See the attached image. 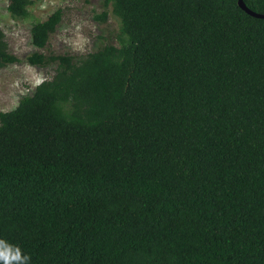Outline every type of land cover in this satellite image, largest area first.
<instances>
[{"label": "trees", "instance_id": "16d2710c", "mask_svg": "<svg viewBox=\"0 0 264 264\" xmlns=\"http://www.w3.org/2000/svg\"><path fill=\"white\" fill-rule=\"evenodd\" d=\"M264 15V0H244ZM32 0H8L28 19ZM117 45L0 111V252L24 264H264V20L238 0H103ZM57 10L30 29L47 47ZM0 29V69L18 63ZM3 264V261H0ZM11 264H20L12 261Z\"/></svg>", "mask_w": 264, "mask_h": 264}, {"label": "rangeland", "instance_id": "374dc122", "mask_svg": "<svg viewBox=\"0 0 264 264\" xmlns=\"http://www.w3.org/2000/svg\"><path fill=\"white\" fill-rule=\"evenodd\" d=\"M103 0H32L30 17L18 20L7 11L8 0H0V29L9 52L19 62L0 69V111L14 109L19 101L33 94L35 88L55 74L56 66H32L27 58L34 52L45 55L84 56L104 45H117L119 21L108 9L105 22L94 19L103 12ZM57 10L62 12L60 24L51 34L47 47L38 50L31 44L30 29L34 22L44 21Z\"/></svg>", "mask_w": 264, "mask_h": 264}, {"label": "clouds", "instance_id": "9594fccd", "mask_svg": "<svg viewBox=\"0 0 264 264\" xmlns=\"http://www.w3.org/2000/svg\"><path fill=\"white\" fill-rule=\"evenodd\" d=\"M28 257H21L19 250L15 253H10L7 250L0 252V261H3V264H11L12 261H19L20 264H24V261H27Z\"/></svg>", "mask_w": 264, "mask_h": 264}, {"label": "water", "instance_id": "95a60500", "mask_svg": "<svg viewBox=\"0 0 264 264\" xmlns=\"http://www.w3.org/2000/svg\"><path fill=\"white\" fill-rule=\"evenodd\" d=\"M238 6L239 8L244 11L247 15L253 17V18H257V19H262L264 20V15L262 14H258L255 13L253 11H251L250 9H248V7L245 5L244 0H238Z\"/></svg>", "mask_w": 264, "mask_h": 264}]
</instances>
